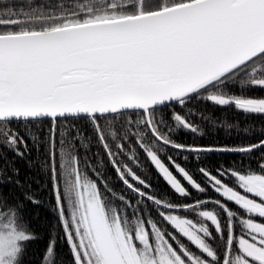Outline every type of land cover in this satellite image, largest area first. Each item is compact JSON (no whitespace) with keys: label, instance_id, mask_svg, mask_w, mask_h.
<instances>
[{"label":"snow or ice","instance_id":"6c2138e0","mask_svg":"<svg viewBox=\"0 0 264 264\" xmlns=\"http://www.w3.org/2000/svg\"><path fill=\"white\" fill-rule=\"evenodd\" d=\"M194 102L264 120V0L0 7V264H27L39 239L25 215L41 204L37 182L21 162L46 172L54 196L41 264H264V126ZM204 124L248 142L175 138L204 137ZM93 139L122 187L82 166ZM169 151L236 159L196 175ZM141 153L167 192L138 173Z\"/></svg>","mask_w":264,"mask_h":264},{"label":"trees","instance_id":"16d2710c","mask_svg":"<svg viewBox=\"0 0 264 264\" xmlns=\"http://www.w3.org/2000/svg\"><path fill=\"white\" fill-rule=\"evenodd\" d=\"M33 5L35 4H64L65 6L73 4L74 0H32ZM4 4H8L17 9L23 7L25 11L28 10V0H0V7ZM234 90V89H233ZM255 95H260V93H254ZM194 107L196 109H201L207 113H216L217 118L226 117L230 122H239L241 128L246 126H256L258 130L259 127L264 126V120L260 117H245L242 114L234 112L232 109H215L207 105L206 103L194 102ZM47 127V125H43ZM204 128L207 131V135L204 137H192L191 135L178 134L175 138L180 142L185 144H197V145H234L239 143H247V136L241 132L237 134L235 129H232V135L229 136L223 129H210L207 124H204ZM78 154L81 158V164L83 166V161L88 160L92 166L97 167V170L104 173L105 178L114 184L115 187L120 188L122 185L116 179V174L112 170L111 165L108 162V157L105 156L102 148H99L95 140L93 139L87 149L79 148ZM98 154V155H97ZM169 154L174 155L178 162L184 164L186 168L195 173V169L198 166H205L210 169H214L219 164H230L236 157L232 154H220V153H210L206 157H203L200 161L194 160L192 153H173L169 151ZM42 155L33 153V157L37 158ZM184 155L189 156L188 161H184L182 157ZM127 163L128 161L125 160ZM140 163L142 168L136 169L139 174L146 176L150 182L154 185V190L157 194H163L167 192V189L163 181L158 177L152 165L147 159L140 154ZM19 167L24 170L31 180L37 183L33 184V191L37 192L38 198L41 200L40 205H26V219L32 224L33 229L38 233L39 239L33 242L28 248V254L26 257L27 264H41V255L44 252L45 246L48 242L50 234H56L58 229L56 226V216L54 211V196L51 191V185L49 182V177L46 172H42L38 167L32 169H27L26 165L21 162ZM198 175V174H196ZM203 179L202 177H198ZM149 210H151V205H149ZM155 216V213H152ZM58 250L65 257L67 256V249L64 242L60 240L58 242Z\"/></svg>","mask_w":264,"mask_h":264}]
</instances>
